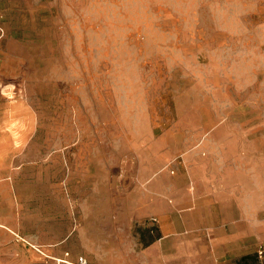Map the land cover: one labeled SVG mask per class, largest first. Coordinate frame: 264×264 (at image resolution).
Returning <instances> with one entry per match:
<instances>
[{
	"label": "rangeland",
	"instance_id": "374dc122",
	"mask_svg": "<svg viewBox=\"0 0 264 264\" xmlns=\"http://www.w3.org/2000/svg\"><path fill=\"white\" fill-rule=\"evenodd\" d=\"M1 32L0 119L32 133L18 163L64 151L84 207L122 214L143 172L221 147L264 219V0H0Z\"/></svg>",
	"mask_w": 264,
	"mask_h": 264
},
{
	"label": "crops",
	"instance_id": "0c3cea01",
	"mask_svg": "<svg viewBox=\"0 0 264 264\" xmlns=\"http://www.w3.org/2000/svg\"><path fill=\"white\" fill-rule=\"evenodd\" d=\"M13 115L0 119V264L80 263L91 244L95 264H262L259 184L244 182L221 147L184 148L141 174L135 203L124 189L122 214L115 204L106 213L84 207L73 185L80 168L66 167L64 151L17 162L25 151L17 140L32 133L28 118Z\"/></svg>",
	"mask_w": 264,
	"mask_h": 264
},
{
	"label": "built area",
	"instance_id": "2783aa9c",
	"mask_svg": "<svg viewBox=\"0 0 264 264\" xmlns=\"http://www.w3.org/2000/svg\"><path fill=\"white\" fill-rule=\"evenodd\" d=\"M258 249H259L258 250V257H259L260 261L262 262V264H264V243H261ZM80 261L82 264L86 263L84 258H81Z\"/></svg>",
	"mask_w": 264,
	"mask_h": 264
}]
</instances>
